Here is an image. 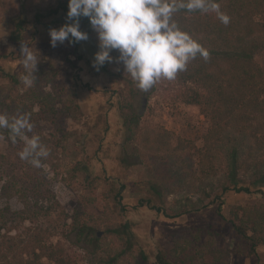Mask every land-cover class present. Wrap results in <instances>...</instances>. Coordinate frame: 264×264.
I'll return each mask as SVG.
<instances>
[{
    "label": "rangeland",
    "instance_id": "1",
    "mask_svg": "<svg viewBox=\"0 0 264 264\" xmlns=\"http://www.w3.org/2000/svg\"><path fill=\"white\" fill-rule=\"evenodd\" d=\"M56 2L0 0V115L15 118L19 99L32 91L36 97L56 103L58 111L66 110H61L66 119L62 116L59 127L42 121L40 129H31L48 150V156L40 158L39 168L19 155L30 138L21 132L17 135L21 138L19 144L8 140L6 129L0 130L3 222L10 224L15 213L46 207L47 199L50 202L55 196L57 206L38 220L48 231L43 242L61 245L76 264H157L159 252L176 262L188 258L197 264H257L259 258L264 264V246L258 248V258L250 255L249 241L236 235L227 221L234 217L231 213L236 207L239 218L246 220L250 215V219L264 221V196L260 193L264 186L250 183L253 172L245 174L239 184L250 188V194L237 192L226 178L228 136L232 146L238 142L242 145V140L247 147L254 146L255 137L263 141L264 105L262 109H236L237 117H225L226 132L214 134V121L205 102L210 93L198 84L180 86L176 78H162L148 91H142L124 73L121 63L106 62L97 71L93 60L99 51L98 36L87 18L81 17L79 22L80 30L87 28L89 40L80 41L78 51L68 41L51 47L49 30L66 23L67 16H44L37 22L35 15L45 14ZM262 17L256 19L264 23ZM19 24H24L25 31L21 43L15 44L10 35ZM223 35L216 28L212 39ZM218 43L210 44L208 53L221 49L223 45L217 47ZM22 44L39 56V63L32 86L10 97L8 80L1 74L25 70L20 55ZM111 55L115 58L119 54L114 50ZM221 58L229 62L225 56ZM197 59L205 58L197 55L188 65ZM205 62L211 66L208 58ZM251 64L264 71V48L254 53ZM190 88L200 93L201 105H186L177 98ZM131 89L136 98H130ZM125 102L140 117L137 136L130 142L126 120L132 113L124 109L122 114L120 109ZM26 104L24 110L31 105L39 110V101L34 97ZM241 112L246 121L238 119ZM215 137L220 141L213 143ZM259 154L264 162V147ZM224 186L229 189L224 191ZM145 199L165 213L138 207ZM220 200L224 202L226 220L218 213ZM184 211L189 214L169 218ZM16 234L19 232L9 233ZM32 258V254L25 253V260ZM43 262L49 263L46 258Z\"/></svg>",
    "mask_w": 264,
    "mask_h": 264
},
{
    "label": "trees",
    "instance_id": "2",
    "mask_svg": "<svg viewBox=\"0 0 264 264\" xmlns=\"http://www.w3.org/2000/svg\"><path fill=\"white\" fill-rule=\"evenodd\" d=\"M214 2L219 5V12L229 17L227 24H224L219 19V12L214 10L188 11L186 9H180L173 14L174 22L182 30L189 32L205 49L210 44H212L211 46L216 45L217 42H219L217 47L223 45L221 49L217 48L209 51L210 55L207 58L211 66L208 62L203 64V60L205 59H197V62L189 64L185 71L177 74L176 83L177 85L185 86L186 83L193 82L210 93L205 99L206 107H208L207 109L214 121V134H221L223 132L225 133L228 129L225 117H237L236 109L242 108L243 110L244 108H253L256 106H260L261 108L264 105V101H260L261 95L264 94V71L261 69L257 70L251 64L254 53L264 48V23L256 19L264 16V0H214ZM67 11L68 0H57L54 5H50L45 10V14H41V16L36 14L35 21L39 22L41 17L44 16L57 18L61 14H67ZM23 25L19 24L17 29L10 35V40L15 44L21 43V33L25 31ZM216 28L221 34H224L220 39H212ZM72 45L74 50L78 51L80 42ZM221 56H225L229 62L223 61ZM80 57L82 58V56ZM24 74L25 70L17 74L5 72L1 74L3 79L8 80L6 88L10 97H16L20 89L25 87L21 79ZM129 93L130 98H136L134 89H131ZM33 97L39 101V110L35 111L32 105L29 107V110H24L23 107L27 106L26 101L31 100ZM200 97V93L192 88L190 90L186 89L184 93H179L177 96L186 105H201L203 102L200 101ZM19 101L21 102L19 114L16 113L15 118L24 117L28 121V127L21 131L24 136L28 138L33 137L34 132L31 129H40V123L42 121H48L55 127L63 124L61 118L62 116L63 119L65 117L62 113L66 112V110L64 108L63 110L61 109V113V110L58 111V105L54 102H49L48 98L36 97L35 92L32 91L26 92ZM76 108L78 109V106ZM120 109L122 114H124V109L130 110L131 112L132 107L129 102H125L121 105ZM131 113L130 120L129 118L126 120L129 124V142L134 137L136 138V129L140 122L139 115L134 111ZM66 114L67 116L69 115V113ZM13 119H9V122L11 123ZM238 119L246 121L242 112L239 113ZM238 126L234 128L238 130ZM3 129H6L5 133L8 134L9 141L15 140L21 144V138L12 133L9 128H0V130ZM12 136L16 138H12ZM220 139L215 137L212 139V142L215 140L220 141ZM257 140L258 138L255 137L254 146L251 144L249 147L246 146L244 140H242V145L238 142L233 146L229 136L226 140L228 146V154L226 155L228 158L226 178L228 183L233 185L237 192L251 193L250 188L239 187L240 182L244 180V175L249 172H253L254 178L249 180L250 183L257 187L264 186V162L263 156H261L262 154H259L260 150L264 147V140H261V142ZM207 141L208 143L211 142L209 136L207 137ZM195 145L193 143V146ZM24 147L25 145L21 147L22 150ZM121 189H123V186ZM228 189V187H223L224 191ZM260 193L264 196L263 190L260 189ZM120 196L121 192L119 191L118 197ZM216 201L218 200L216 199ZM213 203H215V200L208 204V206ZM57 204L56 197L53 196L50 202L47 199L46 207H40L38 210L30 209L15 213L13 218L9 220L10 224L4 223V217L0 215V264H45L43 262L44 258L49 262L46 264H76L66 256V251L61 245L53 246L44 244L43 242L44 233L48 231L43 229L42 224H39L38 220L41 216H48ZM223 204L224 202L220 200L218 213L226 220L223 215ZM151 205L150 199H145V202H139L138 207H148L151 210H155L158 214L165 213L164 210ZM200 210L199 208L196 211L199 212ZM232 210L231 215H234V217L227 221H229L236 235L240 236L243 240L249 241L248 253L258 258V248L264 246V221L250 219V215H248L247 221L243 220L239 218V212L236 213L238 211L237 207ZM243 210L247 213L244 207H239V211ZM184 214H189V211H184L171 217L165 215L175 219ZM11 231H18L19 234L10 236L9 233ZM25 253L32 254L33 258L25 260ZM156 259L157 264H197L195 259L188 258L180 259L179 262H176L175 259L172 261L163 252H159ZM257 264H261L259 258Z\"/></svg>",
    "mask_w": 264,
    "mask_h": 264
},
{
    "label": "clouds",
    "instance_id": "3",
    "mask_svg": "<svg viewBox=\"0 0 264 264\" xmlns=\"http://www.w3.org/2000/svg\"><path fill=\"white\" fill-rule=\"evenodd\" d=\"M180 9L219 12V5L214 0H68L67 22L49 30L50 45L54 48L65 41L74 44L87 40L88 33L80 30L79 23L85 17L98 36L99 51L94 54L93 67L98 71L106 62L121 63L136 86L148 91L162 78L175 79L197 55L205 59L209 55L198 40L174 22L173 14ZM219 19L224 24L229 22L223 13ZM113 50L119 54L115 58ZM20 55L25 68L22 82L31 87L39 56L25 44ZM26 127L24 117L10 123L7 116L0 115V128H9L15 135ZM19 155L39 168L40 158L47 157L48 150L39 136H33Z\"/></svg>",
    "mask_w": 264,
    "mask_h": 264
},
{
    "label": "flooded vegetation",
    "instance_id": "4",
    "mask_svg": "<svg viewBox=\"0 0 264 264\" xmlns=\"http://www.w3.org/2000/svg\"><path fill=\"white\" fill-rule=\"evenodd\" d=\"M85 29H84V32H87L88 33V30H87V28L86 27H84Z\"/></svg>",
    "mask_w": 264,
    "mask_h": 264
},
{
    "label": "water",
    "instance_id": "5",
    "mask_svg": "<svg viewBox=\"0 0 264 264\" xmlns=\"http://www.w3.org/2000/svg\"><path fill=\"white\" fill-rule=\"evenodd\" d=\"M80 24H82L81 22H79ZM87 40H89V37H88V39Z\"/></svg>",
    "mask_w": 264,
    "mask_h": 264
}]
</instances>
